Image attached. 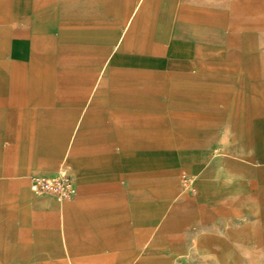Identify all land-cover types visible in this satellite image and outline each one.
I'll use <instances>...</instances> for the list:
<instances>
[{"label":"crops","instance_id":"1","mask_svg":"<svg viewBox=\"0 0 264 264\" xmlns=\"http://www.w3.org/2000/svg\"><path fill=\"white\" fill-rule=\"evenodd\" d=\"M263 166L264 0H0V264H237Z\"/></svg>","mask_w":264,"mask_h":264},{"label":"built area","instance_id":"2","mask_svg":"<svg viewBox=\"0 0 264 264\" xmlns=\"http://www.w3.org/2000/svg\"><path fill=\"white\" fill-rule=\"evenodd\" d=\"M29 190L37 196H47L62 203L72 196V182L69 177L58 173L54 177L40 178L36 176L27 177ZM171 264H188L185 258L178 257Z\"/></svg>","mask_w":264,"mask_h":264},{"label":"rangeland","instance_id":"3","mask_svg":"<svg viewBox=\"0 0 264 264\" xmlns=\"http://www.w3.org/2000/svg\"><path fill=\"white\" fill-rule=\"evenodd\" d=\"M229 148L230 147H228V146H221V147L212 146V147H209L208 152L209 153L219 152V153L230 154V152L228 150ZM225 159H227V158H225ZM228 160H230V159H228ZM227 164L228 163H226V162L224 163V167H223L224 170H227L228 167H230ZM241 164L248 166L246 163H241ZM262 168H264V166ZM241 180L244 181L245 178H241ZM244 244H246V243L242 244V242H241V247ZM253 246H254V249L252 250V252H250V256H247L246 254L244 255L243 250H241V255H240V258H239V261L237 264H264V256H263L264 252L260 247V243L255 242ZM209 258H210V260L214 261V263H215V261L219 260L218 258H217L218 260H216L214 256L209 257ZM234 263H235V261H234ZM207 264H210V263L208 262ZM215 264H218V263L216 262ZM228 264H232L230 258H229Z\"/></svg>","mask_w":264,"mask_h":264}]
</instances>
